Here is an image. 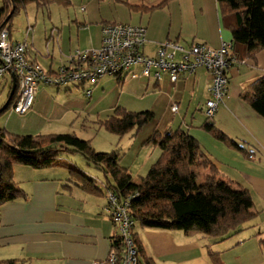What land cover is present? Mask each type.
Here are the masks:
<instances>
[{"label":"crops","instance_id":"1","mask_svg":"<svg viewBox=\"0 0 264 264\" xmlns=\"http://www.w3.org/2000/svg\"><path fill=\"white\" fill-rule=\"evenodd\" d=\"M68 2V6L60 3L49 6V14L44 18L45 44L38 39L37 22L33 25L32 42L30 29L25 33H13L12 24L10 27L11 39L14 42L27 40L32 59L50 73L57 72L75 50L101 47L103 27L108 23L145 26L148 42L143 52L149 57H156L161 45L169 41L184 48L206 44L215 49L224 42L233 41L231 27L234 22L224 20L217 0ZM235 52L227 71L228 93L210 121L230 139L242 144L252 158L228 147L204 129L208 120L206 103L211 97V76L206 69L199 68L191 76L182 75L176 83L166 74L160 80L130 78L137 84L134 97L140 109L152 112L154 119L161 115L154 129L162 133L181 129L193 135L223 178L250 190L256 213L241 232L224 240L209 238L198 230L185 233L137 227L134 234L153 264H214L211 252L218 255L219 264H264V118L242 99L243 93L264 76V48L253 57L247 56L242 48L236 47ZM180 58L178 54L177 60ZM105 78L77 87L93 88V96L94 87L97 90ZM57 88L72 92L73 86ZM41 90L38 89L33 108L44 95ZM148 97L154 100L145 108ZM173 105L178 107L176 113L172 111ZM160 108L164 110L162 114ZM165 116L170 118L169 128L162 130L160 125ZM175 123L178 126L172 130ZM21 136L28 137L25 147H39L40 135ZM142 149L148 147L142 146ZM153 150V153L158 150L156 159L161 150L155 147ZM120 164L129 170L133 182L139 184L143 175L134 177L123 161ZM146 167L144 163V169ZM84 173L96 182L101 189L99 194L82 189L65 166L14 167V180L27 193L28 199L8 202L0 208V260H19L23 264H93L107 259L112 250V238L119 235L118 229L108 213L104 181L95 177V172Z\"/></svg>","mask_w":264,"mask_h":264},{"label":"trees","instance_id":"2","mask_svg":"<svg viewBox=\"0 0 264 264\" xmlns=\"http://www.w3.org/2000/svg\"><path fill=\"white\" fill-rule=\"evenodd\" d=\"M224 20L231 19L233 50L242 48L247 56H255L264 48V0H217ZM28 3L38 7L50 3L69 5L68 0H0V31L9 30L17 14ZM11 33V32H10ZM232 56V54H231ZM233 58V56H232ZM231 64V63H230ZM10 80V79H9ZM12 84L8 99L11 96ZM17 87L8 106L0 113L10 110L15 101ZM7 99V100H8ZM252 109L264 118V76L256 80L242 95ZM2 109V108H1ZM0 109V110H1ZM154 119L150 111L133 112L117 107L113 115L102 122L103 127L120 138L130 131L142 130ZM204 129L215 139L252 158L246 148L218 130L210 119ZM28 137L15 135L0 128V208L8 202L27 200V193L14 180V167L22 165L33 169L66 167L82 189L99 194L100 188L81 169L61 164L63 153L81 154L87 164L100 170L107 193H113L120 201L129 199V213L137 227L154 230L202 232L213 239L224 240L241 232L256 213L249 189L222 177L220 171L204 153L200 142L188 131L159 132L155 130L145 141V146L161 150L158 160L151 166L140 183L133 182L129 170L120 164V153H96L89 150L90 142L80 144L74 134L40 135L39 147L27 148ZM141 264H153L134 234ZM122 239L112 238V248L121 251ZM214 264L218 255L211 252ZM0 264H23L19 260H0Z\"/></svg>","mask_w":264,"mask_h":264},{"label":"built area","instance_id":"3","mask_svg":"<svg viewBox=\"0 0 264 264\" xmlns=\"http://www.w3.org/2000/svg\"><path fill=\"white\" fill-rule=\"evenodd\" d=\"M85 8L83 7V10ZM148 42L147 28L124 23H108L102 31V45L95 49L75 50L58 71L50 73L30 56V43L25 40L14 42L8 27L0 31V81L7 76L16 80L17 95L10 111L26 115L34 106L39 86L44 84L67 87L98 83L106 76L124 82L132 79L154 78L160 80L168 75L176 83L182 75H194L199 68L206 69L211 76V97L206 103L205 113L212 119L229 90L227 71L232 59V42H224L218 49L206 44H194L184 48L169 41L161 45L156 57L143 52ZM180 59L177 60V55ZM139 69L136 72L135 69ZM92 96L93 88L85 90ZM177 112L178 107L172 106ZM129 199L120 201L116 195H108V213L122 239L121 251L112 248L105 260L93 264H141L134 241L135 221L129 213Z\"/></svg>","mask_w":264,"mask_h":264},{"label":"rangeland","instance_id":"4","mask_svg":"<svg viewBox=\"0 0 264 264\" xmlns=\"http://www.w3.org/2000/svg\"><path fill=\"white\" fill-rule=\"evenodd\" d=\"M36 6L35 3L27 4L14 18L12 23V32L20 31L25 33L31 30L29 40L32 42V29L36 25L39 32L38 39L45 44L44 38V18L49 14V6ZM51 9L55 10V7ZM74 13V11H72ZM56 13V11H54ZM39 23V24H38ZM41 23V25H40ZM97 90L94 87V94L88 97L84 87L73 86L72 92H66L64 88L42 85L39 89L44 92L39 100V105L35 106L26 115H17L10 110L0 116V128H5L7 132L15 135H52V134H74L80 144L90 142L89 150L96 153H110L114 150L120 153V161L130 168L134 177L138 175L146 176L152 164L158 159H154L158 150L153 153L155 146H145L143 141L148 138L161 115H157L152 124L140 131H130L123 137L108 132L102 125V122L113 115L116 107L125 108L133 112H141L147 109L142 108L139 101L136 100L135 91L136 82L128 77L126 83L119 81L116 77L106 76ZM101 80V79H100ZM99 80V81H100ZM12 82L7 76L0 81V109L7 102ZM96 90V91H95ZM150 94V93H148ZM150 98V97H148ZM154 98L146 100V106H151ZM161 114L164 112L160 108ZM171 115V114H170ZM64 116V117H63ZM63 117V118H62ZM165 116L161 122L160 128L167 130L170 118ZM62 118V119H61ZM173 118V116H172ZM211 120V119H210ZM177 121V120H176ZM179 121V120H178ZM178 123L172 127L176 130ZM155 130V129H154ZM142 146L148 147L147 150ZM158 149L157 147H155ZM154 162V163H153ZM144 163L147 167L144 169ZM61 164L74 166L82 171L89 173L95 172L99 179L105 181V177L100 170L87 164L85 158L78 153H63Z\"/></svg>","mask_w":264,"mask_h":264},{"label":"water","instance_id":"5","mask_svg":"<svg viewBox=\"0 0 264 264\" xmlns=\"http://www.w3.org/2000/svg\"><path fill=\"white\" fill-rule=\"evenodd\" d=\"M15 90H16V80H15V77L13 75V86H12L11 96L14 94ZM11 96H10V98H11ZM10 98L7 100V102L2 107V109L0 110V113L8 106V104L10 102Z\"/></svg>","mask_w":264,"mask_h":264}]
</instances>
